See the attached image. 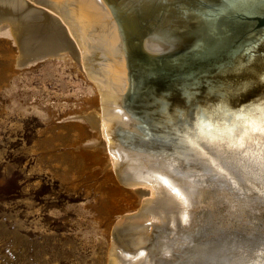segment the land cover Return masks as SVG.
Masks as SVG:
<instances>
[{
    "label": "bare ground",
    "instance_id": "bare-ground-1",
    "mask_svg": "<svg viewBox=\"0 0 264 264\" xmlns=\"http://www.w3.org/2000/svg\"><path fill=\"white\" fill-rule=\"evenodd\" d=\"M259 18L264 0H0L11 64L67 57L90 79L63 181L101 205L105 264H264Z\"/></svg>",
    "mask_w": 264,
    "mask_h": 264
},
{
    "label": "rangeland",
    "instance_id": "rangeland-1",
    "mask_svg": "<svg viewBox=\"0 0 264 264\" xmlns=\"http://www.w3.org/2000/svg\"><path fill=\"white\" fill-rule=\"evenodd\" d=\"M10 48L0 38V264H105L107 236H91L101 205L63 181L68 113L85 105L90 79L67 57L17 68Z\"/></svg>",
    "mask_w": 264,
    "mask_h": 264
},
{
    "label": "water",
    "instance_id": "water-1",
    "mask_svg": "<svg viewBox=\"0 0 264 264\" xmlns=\"http://www.w3.org/2000/svg\"><path fill=\"white\" fill-rule=\"evenodd\" d=\"M121 18V17H120ZM125 21H126V19H124ZM258 22L260 23V24H263L264 23V18H259L258 19ZM127 26H129V24H126ZM126 35H127V38H128V40H130V44H132V46L134 47V49L139 53V45H138V41H136L134 38L135 37H137L138 36V34L136 33V31H134V30H132V29H129L128 31H126ZM221 55H223V54H221ZM220 55V56H221ZM138 59H140V60H143V62H138V63H140L141 65H149V66H151L150 64H152L153 63V61L152 60H150V59H148L147 57H145L144 56V54L141 56V58H138ZM206 59H207V53H205V57L204 58H202L200 61H197L196 63H194L193 65H191V66H189L188 68H186L187 70H185L184 72H187V73H185V75L184 76H189V75H193V74H195L197 71H199V70H201V69H203L204 67H207V66H209L211 63H209V64H207V62H206ZM139 61V60H138ZM152 70V69H151ZM137 72L138 71H135L134 72V74H137ZM152 72H153V70H152ZM159 75H162V71L161 72H159ZM135 92H134V94L133 93H131V95H130V98H128V101L129 102H132L133 101V98L135 97ZM151 240L153 241L154 240V238L152 237L151 238ZM160 244L159 243H154V245H152L153 247H154V249H155V247H158ZM156 251V250H155Z\"/></svg>",
    "mask_w": 264,
    "mask_h": 264
},
{
    "label": "snow or ice",
    "instance_id": "snow-or-ice-1",
    "mask_svg": "<svg viewBox=\"0 0 264 264\" xmlns=\"http://www.w3.org/2000/svg\"><path fill=\"white\" fill-rule=\"evenodd\" d=\"M252 130L258 132L261 136H264V116L258 118L252 126Z\"/></svg>",
    "mask_w": 264,
    "mask_h": 264
}]
</instances>
